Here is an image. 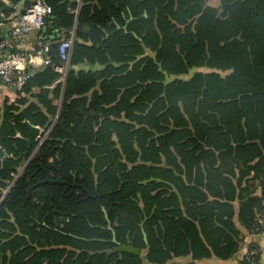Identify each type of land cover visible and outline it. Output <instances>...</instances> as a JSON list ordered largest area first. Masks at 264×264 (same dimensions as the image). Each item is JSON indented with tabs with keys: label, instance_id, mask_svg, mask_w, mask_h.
Masks as SVG:
<instances>
[{
	"label": "trees",
	"instance_id": "16d2710c",
	"mask_svg": "<svg viewBox=\"0 0 264 264\" xmlns=\"http://www.w3.org/2000/svg\"><path fill=\"white\" fill-rule=\"evenodd\" d=\"M46 1L50 25L69 28L74 1ZM129 15L126 30L140 40L115 31ZM76 16L63 82L54 83L61 62L50 41L51 65L0 110V197L27 162L0 203L3 260L236 256L240 228L264 233V0H82ZM82 62L98 68L75 71ZM46 178L62 184H40ZM101 207L116 241L143 256L113 251ZM9 226L22 236L6 235ZM257 249L238 264H260Z\"/></svg>",
	"mask_w": 264,
	"mask_h": 264
},
{
	"label": "built area",
	"instance_id": "2783aa9c",
	"mask_svg": "<svg viewBox=\"0 0 264 264\" xmlns=\"http://www.w3.org/2000/svg\"><path fill=\"white\" fill-rule=\"evenodd\" d=\"M73 1L68 12L77 15L82 0ZM15 9L13 3L5 2L2 6L0 0V88H19L33 77L39 66L51 65L48 52L52 43L40 31L52 16V6L46 0H29L21 12L13 16L11 12ZM56 43L61 63L52 68L59 73L56 83H60L67 71L71 41L63 39ZM11 177L15 178L16 174L11 173ZM10 184V181L6 182L2 193ZM258 253L259 249L251 252L254 256Z\"/></svg>",
	"mask_w": 264,
	"mask_h": 264
},
{
	"label": "crops",
	"instance_id": "0c3cea01",
	"mask_svg": "<svg viewBox=\"0 0 264 264\" xmlns=\"http://www.w3.org/2000/svg\"><path fill=\"white\" fill-rule=\"evenodd\" d=\"M28 1L29 0H1V5L2 6L5 5V2L13 3L16 6V9H15V11H13L11 13H12L13 16H15V15H18L21 12L23 6ZM72 5H73V3H72ZM116 6H117V4H116ZM70 15L73 18H72V24H71V26L69 28H67V29H59V28H56V27L50 25V22H48L46 24V26H45L46 29L44 31H42V33L46 34V37L50 41H56V40L59 41V39L63 36V34L66 33L67 37L65 39H69L71 41V48L68 51V55H69V53H71V49H72L74 41H75L76 24H77V16L76 15H72V14H70ZM142 16L143 17H147L146 13H144ZM131 20H133V17H131L129 15L125 19V22H124L123 25H118V24L115 23V26H116L115 31L122 30L125 34H130L135 39L140 40L135 33L126 30L127 25H128V23ZM105 37H107V36H105ZM194 42H195V40H194ZM79 43H81L85 47H94L96 49L100 48V44L98 42L92 43L89 40H80ZM145 52H146L145 55L153 56V53L148 51L147 49L145 50ZM44 66H46V65L39 66L37 68L36 72L39 71L40 69H42ZM97 68L98 67H97L96 64L94 65V64H90L88 62H82V63H80V64L75 66V71L87 72V71H90L92 69L94 70V69H97ZM67 70H68V61H67ZM56 80H55L54 83H56ZM60 83H62V82H60ZM23 85L20 86L19 88H7V87L6 88H0V110H2L4 105L12 103L13 101H15L20 96H24V87H23ZM54 86H50V87L53 88ZM95 89H97V87ZM30 92L32 94H36V93L39 92V89H38V87H32L30 89ZM30 101H32V99H30ZM53 104H56V106H60V102L57 101V100H54ZM48 125H49V123L46 122V124L44 125L43 128H38V135L36 136V139L41 140L40 134L44 133L43 135H45L47 133L45 130L48 127ZM26 164H27V162H24L21 166L17 167L16 173H15L16 174L15 178L10 177V179L8 181H10L11 184H10L9 188L6 190V192L1 195L0 203H1L2 199H3V196L12 187V185L14 184V182L16 181V179L18 178V176L20 175L22 170L25 168ZM10 176H11V174H10ZM6 182H5V184H6ZM32 187L33 186L28 182V188L30 189ZM8 215H9V218H6L5 220H7L8 223H11V225L14 226V217L10 213H8ZM9 229H10V226L7 228V230H4L6 235L9 234V235H13V236H22V234L20 233L21 232L20 229H17V228H15L14 230H9ZM240 230H241L242 235L244 236V239H243L242 247H241L240 251L236 254V256H234V257H232L230 259H227V260H221V259L216 258L215 256H210L207 259L193 261V263H195V264H238L242 260V258L245 256V254L247 253V251H248L249 247L251 246V244H253L254 247L257 246V248L259 249V255H258L259 263L260 264H264V233L256 235L254 237H250L244 229L240 228ZM0 231L3 232V230H0ZM2 242H3V240H2ZM114 248H115V246L113 247V251H115ZM20 249L21 248H17L15 250L14 248H12L11 250L18 251ZM9 251L6 250V254L7 255L10 253ZM138 254H141L142 256L144 255V253L143 252L141 253L140 250H139ZM3 255H4L3 252L0 251V264H8L7 261L3 260V258H2ZM145 262H146V264H151V263L147 262L146 260H145ZM171 262L178 263V264H188L190 262V257H178V258H175L172 261H170V263ZM170 263H168V264H170Z\"/></svg>",
	"mask_w": 264,
	"mask_h": 264
},
{
	"label": "water",
	"instance_id": "95a60500",
	"mask_svg": "<svg viewBox=\"0 0 264 264\" xmlns=\"http://www.w3.org/2000/svg\"><path fill=\"white\" fill-rule=\"evenodd\" d=\"M45 29H46V27L44 26L41 30L44 31ZM43 183L62 184V181L60 179L51 180V179L46 178L45 180L40 182V184H43ZM101 211L103 212L104 219L107 222V229L110 230L111 233H112V238L110 239V242L115 244L114 250L116 252H128V253H132V254H138L139 253V249L138 248L130 246V245L119 244V242L116 241L114 231H113V229L111 227V223H110V221H109V219L107 217V212H106V210L103 207H101Z\"/></svg>",
	"mask_w": 264,
	"mask_h": 264
},
{
	"label": "rangeland",
	"instance_id": "374dc122",
	"mask_svg": "<svg viewBox=\"0 0 264 264\" xmlns=\"http://www.w3.org/2000/svg\"><path fill=\"white\" fill-rule=\"evenodd\" d=\"M143 263L146 264L145 259H143Z\"/></svg>",
	"mask_w": 264,
	"mask_h": 264
}]
</instances>
